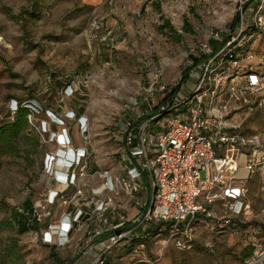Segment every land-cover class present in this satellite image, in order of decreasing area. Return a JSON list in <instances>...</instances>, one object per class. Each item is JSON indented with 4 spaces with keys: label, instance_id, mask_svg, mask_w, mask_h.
Here are the masks:
<instances>
[{
    "label": "rangeland",
    "instance_id": "rangeland-1",
    "mask_svg": "<svg viewBox=\"0 0 264 264\" xmlns=\"http://www.w3.org/2000/svg\"><path fill=\"white\" fill-rule=\"evenodd\" d=\"M253 1L0 0V123L6 120L13 99L33 98L44 111L61 118L75 111L87 120L92 169L95 164L101 169L114 166L118 129L150 114L148 101L159 98L156 90L160 86L177 89L185 84L202 63L193 66L189 57L203 54L201 49L210 41L221 48L224 42L214 40L215 35L225 38L235 27L234 19H239V7L246 11ZM165 22L171 30L160 29ZM253 65L262 72L256 61ZM70 83L76 91L64 97L61 91ZM172 116L173 112L165 114L159 124ZM245 116L244 133L264 138V111L253 110ZM35 123L52 131L45 113ZM66 127L80 144L77 122L66 120ZM154 130L149 127L151 133ZM46 139L43 135L36 157L25 158L20 153L0 158V203L7 209L27 199L35 204L45 192L40 164L49 148L43 142ZM234 183L240 185L244 180ZM245 185L249 211L233 219L235 227L202 222L189 248L166 247L158 264H264V172L252 175ZM3 215L0 212V219ZM217 216L227 213L221 211ZM57 217L58 208L52 220ZM5 236L0 235V252ZM81 236L77 233L68 248L56 250L33 233L16 237L20 258L7 264H57L50 252L65 264H78L76 245Z\"/></svg>",
    "mask_w": 264,
    "mask_h": 264
},
{
    "label": "built area",
    "instance_id": "built-area-1",
    "mask_svg": "<svg viewBox=\"0 0 264 264\" xmlns=\"http://www.w3.org/2000/svg\"><path fill=\"white\" fill-rule=\"evenodd\" d=\"M239 11L226 37H214L220 43L225 39L222 47L201 49L206 58L189 76L191 87L156 90L159 97L170 91V101L159 106L153 133L152 118L136 129L127 122L118 129L114 166H90L85 118L72 111L61 118L36 101L23 103L31 130L41 143L46 135L43 142L49 145L42 158L46 189L33 205L35 220L49 221L40 237L48 247L68 248L81 233L76 246L87 264H158L166 247L189 248L198 224L232 226L233 219L249 211L245 184L264 172V138L246 135L242 126L247 112L264 111V0ZM72 86L62 89L64 97L75 93ZM184 103L186 108L178 111ZM16 110L11 100L8 120ZM170 112L173 116L159 124ZM43 113L52 131L35 123ZM66 120L77 122L80 144ZM221 211L227 216L218 219Z\"/></svg>",
    "mask_w": 264,
    "mask_h": 264
},
{
    "label": "trees",
    "instance_id": "trees-1",
    "mask_svg": "<svg viewBox=\"0 0 264 264\" xmlns=\"http://www.w3.org/2000/svg\"><path fill=\"white\" fill-rule=\"evenodd\" d=\"M236 21L237 18L234 19V22ZM162 28H168L171 30L168 22H165V25L160 29ZM185 32H190V30L186 29ZM224 42H226L225 39ZM208 44L212 51H218L219 47L217 45L219 43L210 41ZM205 58L206 56L204 54L196 52L189 57L188 61L193 64V66H195L200 62V60L203 61ZM224 58L225 55L222 54L220 56V59L224 60ZM185 77L186 74L184 73L182 80H185ZM183 82L190 87L193 84L192 80H185ZM169 95L170 91L166 90V92L160 95L158 99H150V101H148V109H150V114L144 113L140 116L141 120L130 121L132 127L136 129L140 124L148 121L151 118V127H154L160 118V112L158 111L159 106L170 101ZM13 100L17 103V110L13 115L12 120L7 119V114L6 120L0 123V158L16 157L20 153H23L25 158L26 156L30 155L36 157L39 155V153H41L42 145L40 142V137L32 132L31 126L28 122L27 117L30 112L27 108L23 107V103L27 101L22 102L17 101L16 99ZM28 101L38 102L33 98L28 99ZM72 112L75 114V116H78V113H76L75 111ZM81 113L82 112H79V114ZM149 132L151 133V131ZM40 169L42 170V161L40 164ZM33 205L34 203L30 199L25 200L19 207H15L13 209H7V206H4L2 203H0V212L4 214L0 219V235L6 234V236L2 240L3 243L1 244L0 264H7L8 261H19L20 254L18 252L19 246L18 239L16 237H20L28 233H33L40 238L42 232L47 229L46 220L41 219V221H36L35 217H33ZM233 223L234 224L232 226L235 227L236 222ZM214 224H218V228L230 227L221 226L216 221ZM49 255L57 264H65L58 258L56 253L50 252ZM247 256V254L244 255L245 258Z\"/></svg>",
    "mask_w": 264,
    "mask_h": 264
},
{
    "label": "crops",
    "instance_id": "crops-1",
    "mask_svg": "<svg viewBox=\"0 0 264 264\" xmlns=\"http://www.w3.org/2000/svg\"><path fill=\"white\" fill-rule=\"evenodd\" d=\"M54 129L57 130L56 128H54ZM210 223H212V222L210 221ZM87 263H88V260L87 259H82V260H79V263L78 264H87Z\"/></svg>",
    "mask_w": 264,
    "mask_h": 264
}]
</instances>
